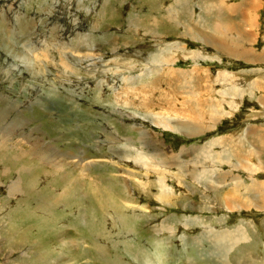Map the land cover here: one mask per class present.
<instances>
[{
    "label": "rangeland",
    "instance_id": "obj_1",
    "mask_svg": "<svg viewBox=\"0 0 264 264\" xmlns=\"http://www.w3.org/2000/svg\"><path fill=\"white\" fill-rule=\"evenodd\" d=\"M207 4L0 0V264H264V64Z\"/></svg>",
    "mask_w": 264,
    "mask_h": 264
},
{
    "label": "crops",
    "instance_id": "obj_2",
    "mask_svg": "<svg viewBox=\"0 0 264 264\" xmlns=\"http://www.w3.org/2000/svg\"><path fill=\"white\" fill-rule=\"evenodd\" d=\"M224 1L226 4L224 3ZM256 1H257V7H255L251 4V0H242L241 4L237 3V5H234L232 0H205L206 3H209L206 6V9H207L206 11H215L219 15V17L213 19L212 22L209 23V28L213 32H217L218 34H222V35H219L218 40L220 42L225 41L226 44H224V46H227L228 49H231L228 55L235 56V57L237 56L238 59H240V60H243L242 59L243 57L246 58V56H249L248 58H251V60L254 63L264 64V42H263L262 49L257 50L258 56L251 55L250 53L253 52L251 50V44L249 42L251 35H247L248 31L246 30V26H245V23H248V24L251 23L253 26L255 22H257V23L260 22L259 19L255 18V14L260 8H263V12H264V1L263 2H261L260 0H256ZM244 10H245V16L243 15ZM249 10H250V12H249ZM226 11H227L228 15H225ZM250 14H252L254 16V21L248 19ZM263 22H264V19H263ZM213 26H215V27L223 26V29L221 31L220 30L218 31V30L214 29ZM254 28L259 29V31H260V26H255ZM226 30H227V32L224 33V31H226ZM262 35L264 36V31L262 32ZM227 36L233 37L232 42L233 41L237 42L238 46L236 48H234L233 45L230 42H228L229 39ZM233 39H235V40H233ZM244 42H245V44L248 45L247 47H245ZM250 51H252V52H250ZM225 54H223V55H225ZM253 82H255V81H253ZM259 85L260 84L258 82H255V87H259ZM263 86H264V81H263V85H261V87H263ZM261 97L264 98V93H263V96H260V98ZM248 119H254V117H252V118L249 117V118H246L245 120L247 121ZM242 127H245V129H248V127H250L251 129H255V131L253 130L254 132H256L258 134H264V127L261 126V124L259 125V123H253L252 124L250 122H247V123L244 122ZM237 130H239V128L232 130L230 135L226 136L227 141H229V139H231V140H233V142H235V137H232V133L236 132ZM215 149H216V147L214 148V151H215ZM234 198L227 199L228 201H226V204L229 205V203H230L231 205H237V207H239L240 198L239 197H237L236 199H234ZM245 201L249 202V201H251V199H245L244 203H245ZM245 204L247 205V203H245Z\"/></svg>",
    "mask_w": 264,
    "mask_h": 264
},
{
    "label": "bare ground",
    "instance_id": "obj_3",
    "mask_svg": "<svg viewBox=\"0 0 264 264\" xmlns=\"http://www.w3.org/2000/svg\"><path fill=\"white\" fill-rule=\"evenodd\" d=\"M168 16V15H167ZM174 16H175V18H174ZM177 15L176 14H174L172 11H169V16H168V18L170 19H175L176 21H178L179 22V20H177V17H176ZM170 19V20H171ZM178 24V23H177ZM183 24H184V21H183ZM186 33H187V31H186ZM188 33H190V32H188ZM188 33L186 34V35H188ZM185 34V33H184ZM185 35V36H186ZM164 52H165V50H164ZM167 55V54H166ZM170 58H172L173 59V55H170V54H168L163 60H161V59H156V58H154V61L155 62H157V63H164V64H171V63H168V61H169V59ZM160 60V61H159ZM172 62V61H171ZM224 78V77H223ZM227 79V78H226ZM163 122V121H162ZM165 125H166V123H164ZM161 125V124H160ZM35 147V146H34ZM40 149H42V148H40ZM208 154V155H207ZM207 154H203V157H204V160L207 162V161H209V158H210V156H211V152L210 151H208V153ZM250 159V158H249ZM259 169V168H258ZM208 170H210V167L209 166H207V167H205L204 169H203V174H208L207 172H208ZM248 170V169H247ZM255 171V170H254ZM249 176L253 179V177H252V175L251 174H249ZM256 181V180H255ZM262 184V185H261ZM264 182H261L259 185H255V186H253L252 188H250V190L251 191H253V190H255V194L257 193L258 195H259V199L260 200H263V198H264ZM160 188H161V194H160V196L161 197H164V196H166L167 195V193H168V191L166 190V188L163 186V185H160ZM16 190L15 189H11V192H15ZM245 191V190H244ZM249 202H251V201H249ZM249 202H247V201H245V203H247V205L248 204H250ZM252 203V202H251ZM160 232V231H159ZM229 233V232H228ZM227 234V233H226ZM238 234V235H237ZM243 232L242 231H239V229L238 230H236L235 231V233L233 232V234H231L232 236H236L237 235V237H234V239L232 240L235 244H236V242L237 243H239V241H240V237H242L243 236ZM227 235H229V234H227ZM230 235V236H231ZM228 237V236H227ZM229 238H231V237H229ZM232 239V238H231ZM230 240V239H229ZM231 241V242H232Z\"/></svg>",
    "mask_w": 264,
    "mask_h": 264
}]
</instances>
